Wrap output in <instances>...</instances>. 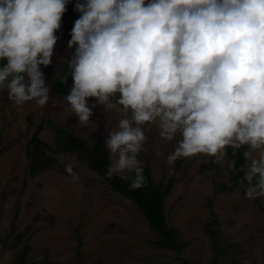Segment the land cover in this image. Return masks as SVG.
Here are the masks:
<instances>
[{"label":"clouds","instance_id":"1","mask_svg":"<svg viewBox=\"0 0 264 264\" xmlns=\"http://www.w3.org/2000/svg\"><path fill=\"white\" fill-rule=\"evenodd\" d=\"M69 2L0 0V92L17 106L49 103L41 66L52 64ZM75 11L64 100L82 126L98 105L123 113L105 140L106 176L147 186L139 157L154 125L176 143L169 166L239 153L244 163L228 169L242 173L246 199L264 202V0H77ZM64 170L79 179L72 163Z\"/></svg>","mask_w":264,"mask_h":264},{"label":"rangeland","instance_id":"2","mask_svg":"<svg viewBox=\"0 0 264 264\" xmlns=\"http://www.w3.org/2000/svg\"><path fill=\"white\" fill-rule=\"evenodd\" d=\"M71 4L72 0L67 6ZM80 15L76 12L73 20ZM68 27L62 17L52 64L41 66L49 88L53 78L46 72L59 74L75 51L68 48ZM49 95L42 108L35 101L17 106L6 91L0 92V264L14 262L19 247L13 244L14 237L21 231L31 264H186L183 259L191 264H262L264 202L245 198L247 182L227 189L232 184L227 171L232 158L217 164L200 155L169 166L165 157L174 150L175 141L165 143L154 125L148 126L151 131L146 127L147 151L139 158L149 164L154 182L162 187L174 175L165 198L166 217L186 242L181 249L159 246L155 231L131 197L113 189L85 156L55 150L56 126L93 144L118 129L122 110L104 111L98 105L89 125L82 126L64 100L66 95L51 88ZM92 103L95 98H89ZM35 132L51 145L48 153L56 156L57 165L33 174L29 140ZM67 163L79 176L75 182L64 170ZM210 198L220 223L219 240L226 248L215 263L212 238L205 229L211 218ZM13 221L16 227L10 233Z\"/></svg>","mask_w":264,"mask_h":264},{"label":"trees","instance_id":"3","mask_svg":"<svg viewBox=\"0 0 264 264\" xmlns=\"http://www.w3.org/2000/svg\"><path fill=\"white\" fill-rule=\"evenodd\" d=\"M81 3L85 0H80ZM77 0H72L71 6H67V11L63 16V22L68 23V36L71 39V31L74 27L75 21L73 20V15L77 12L75 11V5ZM71 17V20L69 19ZM68 62L59 71V74L55 70H49L46 72L47 76L53 78L51 82V90L55 93L67 95L69 94L73 81L68 72ZM67 75L65 79L63 76ZM48 124H52L48 121ZM55 132L57 134L55 150L57 152L70 151L79 155H83L87 158L88 165L98 173H100L107 181V183L116 191L131 197L137 208L142 212L144 217L147 219L149 226L155 231L157 235L156 243L159 246L169 247L173 249H181L184 247L185 243L176 228L168 223L166 217L165 208V198L172 189L174 175L169 178L168 183L162 187L156 184L152 177V172L149 164H144V175L146 177V187H142L138 190H131L129 188L128 182L122 180L118 176H113L109 179L106 176V172L109 166V153L105 148L106 138L100 136L96 139L93 144H90L85 138H81L78 135L65 129L63 126H56ZM38 132H35L29 140L32 149V160L30 163V171L34 174L42 170L44 167H51L57 165V158L53 154H49L48 150L51 149V145L43 140ZM1 153V150H0ZM228 156L235 159L237 168L244 163L242 156L238 153L235 157L232 156V150L229 148ZM227 171L231 176V185H227V189H233V187L238 183L240 176L231 172L228 167ZM208 206L211 211V218L205 224V229L212 238V247L214 249V259L215 263L219 258L222 257L223 253L226 252V248L220 243V223L216 217V211L214 210L213 200L210 198L208 201ZM264 210V206H263ZM16 224L13 221L11 225L10 233L15 231ZM25 237V232H19L14 237V245L19 247L16 249V256L12 264H31L28 258L29 246L23 242ZM186 264H191L188 260L183 259ZM264 264V258L262 261Z\"/></svg>","mask_w":264,"mask_h":264}]
</instances>
